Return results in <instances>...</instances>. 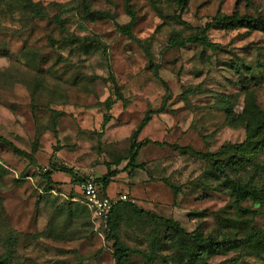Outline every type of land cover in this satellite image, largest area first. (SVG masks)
Returning a JSON list of instances; mask_svg holds the SVG:
<instances>
[{
	"label": "rangeland",
	"instance_id": "374dc122",
	"mask_svg": "<svg viewBox=\"0 0 264 264\" xmlns=\"http://www.w3.org/2000/svg\"><path fill=\"white\" fill-rule=\"evenodd\" d=\"M0 0V264H264V199L237 202L198 152L240 142L264 112V28L223 26L219 14L264 16V0ZM91 13L92 18L87 16ZM90 15V14H89ZM209 22L203 40L200 28ZM170 38L179 42L171 43ZM85 41V43H84ZM117 89L123 100L117 98ZM147 138L128 166L131 133ZM264 132L248 139L228 175L264 193ZM110 176L127 191L92 215L70 176ZM162 218L220 244L174 237Z\"/></svg>",
	"mask_w": 264,
	"mask_h": 264
},
{
	"label": "trees",
	"instance_id": "16d2710c",
	"mask_svg": "<svg viewBox=\"0 0 264 264\" xmlns=\"http://www.w3.org/2000/svg\"><path fill=\"white\" fill-rule=\"evenodd\" d=\"M124 1H125L127 13L131 15V10L129 9V0H124ZM185 2H186L185 0H176V3L178 5L179 9H182L184 7ZM27 4H28L29 9L32 11L33 15H36V16L40 15V8L36 2H34L32 0H27ZM89 14L87 13V16H89V18H92L91 13H89ZM212 22L219 24V25H223V26H236V25H251V24H253V25H256L258 27L264 28V16H262V15L251 16V15H247V14H239L237 12H231L229 14H225V13L219 14L213 18ZM209 24L210 23L207 22L204 24V26L202 28H200V35H197L195 33V34L191 35L190 38L203 40L204 31L209 26ZM169 41L171 43L179 42L177 38H170ZM84 43H85V41H84ZM115 94H116L117 98H120L123 100V97L121 96L120 92L117 89H115ZM150 112H151V110H146L144 112L142 118L138 121V123L136 124L135 128L133 129V131L131 133V140H130L129 147H128V155H127V162H126V165H128V166L134 165V160H135L137 150L139 149V147L141 145H143L144 143L149 141L147 138H144L142 140H135V136H136L137 132L142 128V126L150 118ZM262 132H264V112H262L260 117L257 118L255 120V122L253 123V125L249 127V129L246 132L245 137L240 142L227 143L225 145H221L219 147V149L215 152H203V153H201V152L195 151L194 149H191L187 146H178V145H173V146H175L179 150L187 149L190 152L200 154L202 157L206 158L207 161L209 162V165H210L212 171H214L215 173H219L222 176L223 181L227 185L229 193L232 196V200L236 203L237 209L244 211V210H246V208L240 207L239 205H237L238 201H240L241 199H245V198H249L252 201H259V200L264 199V193H259L254 188L246 186L244 184H240L239 182H237L234 179H232L231 177H229L227 172H228L229 168H231V166H232V159L227 157V159L224 160L222 158L215 157V155H217V154H233V155H235V154L241 153L244 146L248 142V139H250L252 136H254L258 133H262ZM0 143L6 144L7 146L11 147L16 152L22 153L24 155H28V153L25 150L15 146L9 139H7L6 137H4L2 135H0ZM52 170L62 171L64 173H66L67 175L70 176L71 180L76 184H78V182L82 178H84L83 175H80L79 173L74 171L72 169V167L66 166V165L61 164V163L58 165H55L52 162L48 163L47 168H45L44 171L42 172V176L45 177V179L50 180L49 176H50V173ZM117 171H118V169H106L102 173V175L94 177L97 184L99 185L100 190L103 193H104L103 189L106 187V185L108 183V179L110 178V176L115 174ZM131 202H132L131 198L128 200H117L113 203L110 211H112L118 204H127V205H130L133 208V210H135L136 212H147V211H144L140 208H137ZM106 222H107L108 230L110 231L113 224H112V221L110 220V217L108 215L106 217ZM162 222L165 225V227L167 228V230L171 231V233L174 237H177L180 234H186V235H189V237L196 242L208 241L211 244H220V243H223V242H226L227 240H229L225 237H222L220 239H216L215 237H213L209 234L202 235V233L199 230H194V231H190V232L184 231V229L176 221H174L171 218H162ZM260 230L264 231V229H256L253 232L248 233L246 235V239L250 238V236H253L255 233L259 232ZM111 239H112L111 246L113 248L114 264H122V259H123L124 253H125V247L122 246L117 234L111 233ZM184 264H190V263L185 262Z\"/></svg>",
	"mask_w": 264,
	"mask_h": 264
},
{
	"label": "built area",
	"instance_id": "2783aa9c",
	"mask_svg": "<svg viewBox=\"0 0 264 264\" xmlns=\"http://www.w3.org/2000/svg\"><path fill=\"white\" fill-rule=\"evenodd\" d=\"M81 194L85 197L92 215L98 219H105L113 203L117 200H128L130 196L126 191H118L113 195L103 193L95 178L86 175L77 184Z\"/></svg>",
	"mask_w": 264,
	"mask_h": 264
},
{
	"label": "crops",
	"instance_id": "0c3cea01",
	"mask_svg": "<svg viewBox=\"0 0 264 264\" xmlns=\"http://www.w3.org/2000/svg\"><path fill=\"white\" fill-rule=\"evenodd\" d=\"M124 191V190H123ZM106 192V191H105ZM127 192V191H126ZM106 194H108V193H106ZM109 195V194H108ZM113 195V194H112Z\"/></svg>",
	"mask_w": 264,
	"mask_h": 264
}]
</instances>
